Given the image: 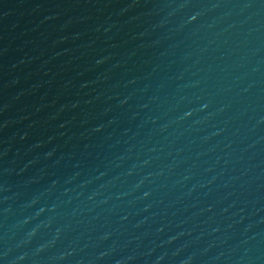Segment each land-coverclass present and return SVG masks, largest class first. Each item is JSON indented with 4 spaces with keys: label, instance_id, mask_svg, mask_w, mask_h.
<instances>
[{
    "label": "water",
    "instance_id": "95a60500",
    "mask_svg": "<svg viewBox=\"0 0 264 264\" xmlns=\"http://www.w3.org/2000/svg\"><path fill=\"white\" fill-rule=\"evenodd\" d=\"M0 264H264V0H0Z\"/></svg>",
    "mask_w": 264,
    "mask_h": 264
}]
</instances>
